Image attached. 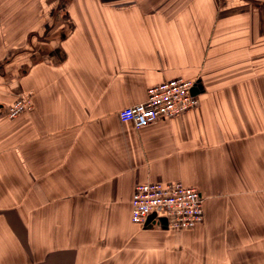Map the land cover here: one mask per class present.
I'll use <instances>...</instances> for the list:
<instances>
[{
    "label": "crops",
    "instance_id": "0c3cea01",
    "mask_svg": "<svg viewBox=\"0 0 264 264\" xmlns=\"http://www.w3.org/2000/svg\"><path fill=\"white\" fill-rule=\"evenodd\" d=\"M176 78L197 109L120 119ZM173 182L204 222L134 224ZM0 264H264V0H0Z\"/></svg>",
    "mask_w": 264,
    "mask_h": 264
},
{
    "label": "built area",
    "instance_id": "2783aa9c",
    "mask_svg": "<svg viewBox=\"0 0 264 264\" xmlns=\"http://www.w3.org/2000/svg\"><path fill=\"white\" fill-rule=\"evenodd\" d=\"M197 84L183 78L167 80L151 88L145 102L121 111L120 119L141 129L193 111L200 105L193 93ZM29 106V99H19L9 107L8 117L16 118ZM204 210L205 200L196 188L181 182L145 183L135 188L131 219L136 225H144L153 215L166 217L171 229L189 230L204 222Z\"/></svg>",
    "mask_w": 264,
    "mask_h": 264
},
{
    "label": "rangeland",
    "instance_id": "374dc122",
    "mask_svg": "<svg viewBox=\"0 0 264 264\" xmlns=\"http://www.w3.org/2000/svg\"><path fill=\"white\" fill-rule=\"evenodd\" d=\"M56 3L59 2V1H55ZM21 50V49H20ZM25 51V49H23Z\"/></svg>",
    "mask_w": 264,
    "mask_h": 264
}]
</instances>
